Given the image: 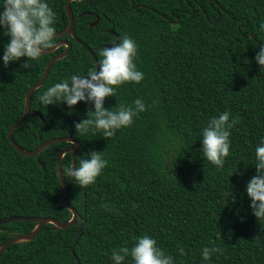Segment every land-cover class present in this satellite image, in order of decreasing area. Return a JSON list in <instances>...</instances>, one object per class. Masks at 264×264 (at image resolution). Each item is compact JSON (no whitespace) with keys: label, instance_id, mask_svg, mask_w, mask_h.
Returning a JSON list of instances; mask_svg holds the SVG:
<instances>
[{"label":"trees","instance_id":"obj_1","mask_svg":"<svg viewBox=\"0 0 264 264\" xmlns=\"http://www.w3.org/2000/svg\"><path fill=\"white\" fill-rule=\"evenodd\" d=\"M4 0H0V7ZM67 0H46L56 14V32L69 25ZM76 35L97 54L117 37L137 45L134 62L144 73L140 83L126 82L105 98L106 108L142 98L147 110L131 126L106 139L90 130L78 136L75 123L88 118L94 103L81 101L45 106L38 97L72 75L85 76L96 65L93 56L72 35L55 37L72 45L57 60L32 95V109L14 130V139L32 150L47 139L73 137L81 145L77 158L103 151L107 166L87 188L67 180V200L83 222L72 252L78 222L67 228L47 223L28 241L10 245L0 264H113V249L128 247L133 237L148 235L174 264H264V221L253 215L247 182L256 174L255 149L264 139V71L255 60L264 45V0H73ZM2 11V8H0ZM88 12L82 16L81 13ZM99 17L96 26L90 23ZM0 28V219L51 216L70 220L73 212L60 195L57 158L70 142H57L39 155L21 154L8 131L25 110L29 88L42 76L61 45L38 60L22 57L3 63L10 37ZM29 63L28 68L23 67ZM228 111L232 128L230 152L223 168L203 157L202 130L213 116ZM177 156V157H176ZM38 157L46 163L43 168ZM176 157L175 167L168 161ZM73 164L64 155L62 169ZM112 210H105L104 205ZM36 223L15 220L0 224V246ZM183 247L186 255L178 249ZM204 247H219L203 260ZM122 264H133L131 256Z\"/></svg>","mask_w":264,"mask_h":264},{"label":"clouds","instance_id":"obj_2","mask_svg":"<svg viewBox=\"0 0 264 264\" xmlns=\"http://www.w3.org/2000/svg\"><path fill=\"white\" fill-rule=\"evenodd\" d=\"M0 11V28L3 35L10 37L3 54V63L7 67L10 62L22 57L38 60L43 51L54 46L56 29L53 26L56 14L46 3V0H4ZM264 31V22L260 24ZM137 53L135 41L128 35H122L119 43L112 47H104L98 53L100 59L97 65L90 68L85 76L72 75L69 79L55 83L47 88L39 97L43 105L65 102L69 108L79 102H94V109L87 113L88 118L75 123L77 135L84 136L90 130L100 132L104 138L110 139L117 131L129 127L134 117L147 110L142 98H137L133 105L119 103L109 109L104 105L106 97L116 96L115 88L126 82L140 83L144 73L137 70L134 58ZM255 60L264 71V45L255 56ZM29 63L23 67L28 68ZM230 113L225 111L219 116H213L202 130L201 152L208 162L217 168H223L224 160L230 152L231 129L239 122V117L230 120ZM103 151H91L85 155L90 158H77L78 166L74 162L63 169V175L82 188L95 183L97 177L107 166L108 161L102 155ZM177 157V156H176ZM176 157L169 159V168L175 167ZM257 169L256 174L247 182L246 191L251 200L250 207L253 215L264 221V139L255 149ZM105 210L110 209L104 205ZM133 247L113 249L111 259L113 264H122L126 257L131 256L133 264H174L171 255L157 246V241L148 235L133 237ZM219 247H204L202 258L211 259L213 253L220 252ZM181 255H186L183 247L178 249Z\"/></svg>","mask_w":264,"mask_h":264},{"label":"water","instance_id":"obj_3","mask_svg":"<svg viewBox=\"0 0 264 264\" xmlns=\"http://www.w3.org/2000/svg\"><path fill=\"white\" fill-rule=\"evenodd\" d=\"M72 1L73 0H67V2H66V10H67V14L69 16V25L64 31L56 32L55 37H62V36L69 35V34L72 35L78 43L82 44L83 47L89 51V53L93 56V58L96 62V65H97L99 58H98L97 54L95 53V51L87 43L82 41L75 33V30H74L75 17H74L73 9L71 7ZM78 1H82V0H78ZM86 13H88V12L81 13L80 16H82ZM98 22H99V17L97 15V18L94 21H92L90 23V25L92 27L96 26L98 24ZM110 32L115 34L117 39L113 43L109 44L108 47H112L114 43H119V39L121 37L118 33H116L114 28L110 29ZM61 45H65L66 46L65 49L63 51L55 54L48 61L41 78L29 88L27 95H26L24 113H23L22 117L20 118V120L17 121L16 123H14L10 127V129L8 131V138H9L10 142L12 143V145L21 154L26 155V156L39 155L45 148H47L48 146H50L54 143H57V142L66 141V142L71 143V145L65 146L60 150V152L58 154V158H57V170H58V175L60 178V195H61L62 202L66 207H68L73 212V216L70 220H66V221L65 220H59V219L51 217V216H24V215H13V216H8V217L0 219V224L9 223V222H12L15 220H26V221H33L36 223V227L33 230H31L30 232H25L22 234H15L11 238H9L7 241H5L0 246V256L7 250V248L10 245L15 244L17 242H21V241L32 240L41 231L43 226L47 223L54 224L55 228H67V227H70L71 225L78 222V225H79L78 233H77V236H76L73 244L70 246L72 252L75 251V247L78 244V242L82 236L84 220L82 219L81 215L79 214V211L77 210V208H75L71 204H69V202L67 200V194H66L67 193V180H66V177L63 175V169H62L63 158L67 152L73 153V163L75 162L77 165L76 154H77V151L81 145L80 141L73 138V137H70V136H68V137H65V136L54 137V138H50V139L45 140L39 146H37L36 148H34L32 150H28V149L23 148L14 139V130L16 128L20 127L25 122V120L28 118V116L31 112H36L42 118V120H44V118L42 117L40 112L34 111L32 109V95H33V92L37 88H39L40 86L43 85V83L45 82V80L47 79V77L50 74V71L53 67V64L57 60L62 59L63 57H66L70 53V51L72 49V45L69 41L61 40L59 42L54 43L53 47L43 51L42 54H51ZM92 103H94V102L90 101L89 105ZM38 162L43 168H46V163L41 159V157H38ZM70 180L74 181V178H72Z\"/></svg>","mask_w":264,"mask_h":264}]
</instances>
